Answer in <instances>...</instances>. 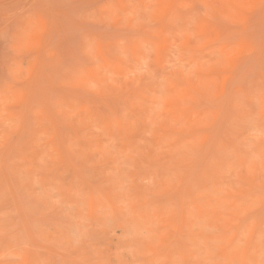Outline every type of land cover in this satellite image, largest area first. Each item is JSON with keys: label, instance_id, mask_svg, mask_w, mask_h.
<instances>
[{"label": "rangeland", "instance_id": "obj_1", "mask_svg": "<svg viewBox=\"0 0 264 264\" xmlns=\"http://www.w3.org/2000/svg\"><path fill=\"white\" fill-rule=\"evenodd\" d=\"M0 264H264V0H0Z\"/></svg>", "mask_w": 264, "mask_h": 264}]
</instances>
